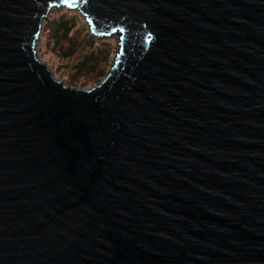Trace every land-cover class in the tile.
I'll list each match as a JSON object with an SVG mask.
<instances>
[{
  "label": "water",
  "instance_id": "1",
  "mask_svg": "<svg viewBox=\"0 0 264 264\" xmlns=\"http://www.w3.org/2000/svg\"><path fill=\"white\" fill-rule=\"evenodd\" d=\"M58 8L117 38L89 89ZM0 264H264V0H0Z\"/></svg>",
  "mask_w": 264,
  "mask_h": 264
},
{
  "label": "rangeland",
  "instance_id": "2",
  "mask_svg": "<svg viewBox=\"0 0 264 264\" xmlns=\"http://www.w3.org/2000/svg\"><path fill=\"white\" fill-rule=\"evenodd\" d=\"M69 19L74 20V28L69 33L70 37H68L72 40H62L59 37L60 41L56 45L55 38H53V34L50 31L53 27L55 28L56 21ZM39 34V43L37 44L38 59L47 65L57 80L75 88L89 89L98 84V80L91 73L77 74L84 57L93 55L91 56L92 58L96 57L99 59L100 51H103L101 67L107 73L117 51L116 36L97 38L91 35L83 16L77 11L65 8L51 11L47 19L43 20L41 33ZM102 44L103 46H101Z\"/></svg>",
  "mask_w": 264,
  "mask_h": 264
},
{
  "label": "trees",
  "instance_id": "3",
  "mask_svg": "<svg viewBox=\"0 0 264 264\" xmlns=\"http://www.w3.org/2000/svg\"><path fill=\"white\" fill-rule=\"evenodd\" d=\"M55 24H56L55 28L53 27L50 33L52 32L53 38H55V41H56V45L58 44V41H60V39L67 40V41L72 40L71 38H68V37H70L69 33H71L72 29L74 28L73 19H69L65 21L59 20L58 22L56 21ZM59 32L62 34L60 35ZM101 46H103V44ZM102 52L103 51H100L99 59L96 57L92 58L91 56L93 55L84 57L82 60L83 62L80 63V67L78 68L77 74L91 73L93 77L98 80V83H99L106 75L104 68L101 67L102 66L101 62H103Z\"/></svg>",
  "mask_w": 264,
  "mask_h": 264
}]
</instances>
